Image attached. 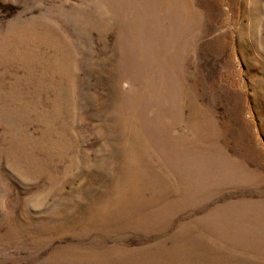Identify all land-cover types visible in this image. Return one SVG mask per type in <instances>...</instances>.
I'll list each match as a JSON object with an SVG mask.
<instances>
[{"label":"rangeland","instance_id":"obj_1","mask_svg":"<svg viewBox=\"0 0 264 264\" xmlns=\"http://www.w3.org/2000/svg\"><path fill=\"white\" fill-rule=\"evenodd\" d=\"M0 264H264V0H0Z\"/></svg>","mask_w":264,"mask_h":264},{"label":"bare ground","instance_id":"obj_2","mask_svg":"<svg viewBox=\"0 0 264 264\" xmlns=\"http://www.w3.org/2000/svg\"><path fill=\"white\" fill-rule=\"evenodd\" d=\"M140 13H141V12H140ZM136 18H137V17H136ZM138 23H139V22H138ZM134 28H135V27H134ZM139 28H140V27H139ZM139 28H138V29H139ZM139 30H140V29H139Z\"/></svg>","mask_w":264,"mask_h":264}]
</instances>
